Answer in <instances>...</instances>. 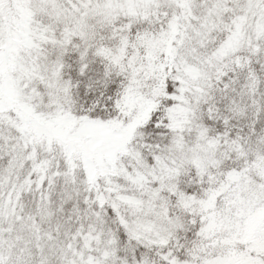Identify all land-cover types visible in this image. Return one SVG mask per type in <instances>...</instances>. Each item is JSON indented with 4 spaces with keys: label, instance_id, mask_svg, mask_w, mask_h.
I'll return each mask as SVG.
<instances>
[{
    "label": "snow or ice",
    "instance_id": "6c2138e0",
    "mask_svg": "<svg viewBox=\"0 0 264 264\" xmlns=\"http://www.w3.org/2000/svg\"><path fill=\"white\" fill-rule=\"evenodd\" d=\"M0 264H264V0H0Z\"/></svg>",
    "mask_w": 264,
    "mask_h": 264
}]
</instances>
